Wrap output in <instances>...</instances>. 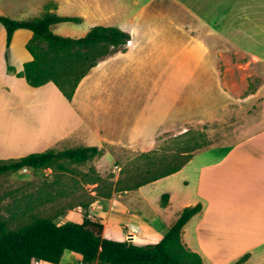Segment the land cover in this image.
Instances as JSON below:
<instances>
[{"label": "crops", "instance_id": "1", "mask_svg": "<svg viewBox=\"0 0 264 264\" xmlns=\"http://www.w3.org/2000/svg\"><path fill=\"white\" fill-rule=\"evenodd\" d=\"M26 1L0 0V15L37 17L34 15L41 11L38 3L42 0ZM177 2L194 19L195 32L190 31V36L195 37L191 42L179 48L168 40L156 41L142 33L143 11L120 17L116 28L129 34L130 40L124 50L105 56L89 71L70 101L51 83L32 88L7 71V66H11L19 72L30 60L26 50L27 55L21 53L14 59L10 53L15 33L27 30L15 31L6 47L5 31L0 24V160L15 152L21 155L76 147L109 146L131 153H149L157 150L159 135L170 129L171 112L189 83H195L197 92L202 91L201 83L218 81L227 94L223 106L219 111L206 110L195 122L208 130H236L237 140L196 150L178 172L137 189L124 190L131 197L128 204L127 196L123 202L96 201L90 213L101 220L103 237L122 232L126 240L149 244L167 231L183 208L199 203L201 211L184 225L181 233L190 250L199 254L205 264H236L246 254L248 258L241 264L252 259L255 264H262L264 72L255 65H264V55L251 54L248 58L244 40L245 29L258 28L264 34V0ZM232 55L240 57L235 64L245 67L241 73L260 81L257 89L239 99L236 107L233 91L223 83L226 69L234 65ZM223 57L228 64H224ZM179 114L181 111L176 112ZM235 114L240 115V120L233 121ZM115 153L103 150L96 157L97 174L103 166L115 161ZM177 176L185 181L190 178L192 189H181V210L167 220L162 216L172 205L173 189L162 190L167 192L168 200L160 208L163 212L160 215L147 205L146 194L153 190L147 188ZM124 227L134 229L136 234ZM60 264L82 263L78 257L65 253Z\"/></svg>", "mask_w": 264, "mask_h": 264}, {"label": "rangeland", "instance_id": "2", "mask_svg": "<svg viewBox=\"0 0 264 264\" xmlns=\"http://www.w3.org/2000/svg\"><path fill=\"white\" fill-rule=\"evenodd\" d=\"M36 1L38 0H27L26 2L35 3ZM177 1L179 0H42L38 3L42 6L41 11L34 16L41 14L46 4L53 3L56 5L57 15L77 17L81 19V22L54 25L51 27V32L60 36L80 38L93 26L116 27L115 23L118 18L130 17L132 14L143 11V20L140 25L142 33L145 32L149 36H153L155 40H168L181 48L183 43L191 42V39L195 37V34L190 36V31L195 32V24L194 19L181 10ZM21 16L9 18L20 21L31 17V15ZM102 18L106 19L100 21L99 19ZM261 31L263 30L258 28L245 29V54H249L248 58L251 54L264 55V34ZM30 38L31 33L28 31L15 33L10 48L13 59L21 53L27 55L24 46ZM239 41L243 42V39ZM216 44L221 46L219 42ZM232 56L234 65L226 69L227 76L224 77L223 83L233 91L234 106L236 107L240 104L239 99L255 91L260 81L255 76L245 75V72L241 73L245 67L235 64V59L240 57ZM222 60L224 64H228L226 57H223ZM255 66L264 72L263 64ZM201 86L202 91L195 92V83H189L179 103L173 108L170 115V129L159 135L160 140L155 151L157 153L155 156L158 158L171 157L181 151L193 154L199 149L233 143L237 140L238 131L236 130H208L204 128L205 125L201 126L195 122V118L204 116L202 113L206 110L219 111L227 97L218 81L203 82ZM138 106L139 109L142 107L141 102ZM177 111H181L178 116L176 115ZM240 118V115L235 114L233 121L240 120ZM201 127L202 129H200ZM59 148L63 149V147ZM42 150L41 152H44L48 149ZM103 150L112 152L115 150L116 158L114 162L110 161L109 164L103 166L99 174L96 172L97 158H94L84 164L62 160L60 163L65 170L53 166L44 170L23 169L16 173L0 175V221L4 222L8 229H16L29 224L36 217L53 218L59 224L64 222L80 223L86 214L90 218H95L93 213H90V209L92 205L96 204V201L107 203L109 199H112L114 202H123L124 197L127 196L125 203L131 202L129 201L131 197L125 195L123 191L138 180L137 178L134 180L133 175L143 169L145 160L140 158V154L124 149L104 146ZM28 154L19 155L15 152L9 154L4 160L18 159ZM192 166L193 164L188 166V169ZM181 178L182 176H177L147 188L153 189L146 194L147 205L149 204L150 209L160 215H163V212H160L161 196L167 194L162 190L173 189V202L170 209L165 211L162 216L164 219H171L175 213L180 212L183 202L180 194L181 189H192L190 178L187 176L189 179L186 180L188 182L186 185L183 183L186 181ZM123 229L129 228L124 227ZM130 237L129 235L128 238ZM108 238L116 241L127 239L122 232L111 233ZM255 263L256 260L252 259L247 264Z\"/></svg>", "mask_w": 264, "mask_h": 264}, {"label": "trees", "instance_id": "3", "mask_svg": "<svg viewBox=\"0 0 264 264\" xmlns=\"http://www.w3.org/2000/svg\"><path fill=\"white\" fill-rule=\"evenodd\" d=\"M56 5L48 3L37 17L13 20L0 15L5 31L6 47L17 30H27L31 38L25 45L30 60L15 74L32 88L53 84L62 96L70 101L80 81L105 56L124 50L129 34L116 27L93 26L80 38L53 34L51 27L63 23H80L77 17L59 16ZM156 150L140 154L145 160L142 170L133 176L137 181L124 190L137 189L178 172L192 157L183 152L167 157L155 156ZM103 149L97 147L67 148L61 151L48 149L13 160H0V175L23 169L44 170L53 166L65 170L60 161L84 164L100 157ZM168 195L161 196V207L167 204ZM201 211V204L182 209L177 219L154 243L142 244L132 240L116 241L103 237V225L98 218L84 215L80 223H57L53 218L36 217L29 224L8 229L0 221V264H60L65 253L80 259L82 264H205L199 254L182 241L184 225ZM248 255L236 264L243 263ZM264 264V262L262 263Z\"/></svg>", "mask_w": 264, "mask_h": 264}, {"label": "built area", "instance_id": "4", "mask_svg": "<svg viewBox=\"0 0 264 264\" xmlns=\"http://www.w3.org/2000/svg\"><path fill=\"white\" fill-rule=\"evenodd\" d=\"M129 229H130L131 234H136V231L134 229L132 228H129Z\"/></svg>", "mask_w": 264, "mask_h": 264}]
</instances>
